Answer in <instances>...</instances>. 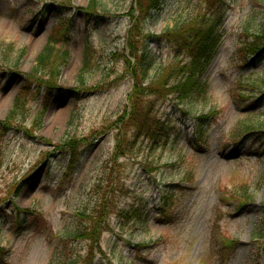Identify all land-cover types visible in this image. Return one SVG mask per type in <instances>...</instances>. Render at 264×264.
<instances>
[{"label":"rangeland","instance_id":"obj_1","mask_svg":"<svg viewBox=\"0 0 264 264\" xmlns=\"http://www.w3.org/2000/svg\"><path fill=\"white\" fill-rule=\"evenodd\" d=\"M90 1L0 0V264H50L77 213L103 205L94 246L68 239L82 261L264 264V236L256 234L264 226V49H249L264 0H160L146 32L161 34L186 17L192 27L215 21L218 49L198 97L155 102L148 129L161 126L167 141L151 147L144 136L119 156L116 119L129 109L132 84L120 53L137 10L135 0H92L88 14ZM50 37L67 53L52 79L33 69ZM88 40L96 57L81 85ZM146 49L157 57L150 76L188 61L186 48L164 40ZM17 94H25L26 119L5 128ZM138 204L145 221L119 216Z\"/></svg>","mask_w":264,"mask_h":264},{"label":"trees","instance_id":"obj_2","mask_svg":"<svg viewBox=\"0 0 264 264\" xmlns=\"http://www.w3.org/2000/svg\"><path fill=\"white\" fill-rule=\"evenodd\" d=\"M48 3H56L58 7H62L63 1L69 0H44ZM92 2V3H91ZM160 0H135V8L137 14L133 17V23L128 30L126 47L128 54L124 51L120 53L123 57L125 70L132 78V84L127 93L129 109H125L118 115L116 123L120 124V135L115 145V155H125L131 151L133 142L148 137L150 145L160 144L167 141L169 133H166L161 126L151 130L148 128L155 122L154 106L155 102L164 100L170 95H174L177 102L189 98L198 97L202 92L206 83L201 81V74L210 60L214 57L218 49L220 33L215 27V21L209 25H198L192 27L191 18H184L174 22L170 27L165 28L161 34L150 33L145 31L146 19L153 16L160 8ZM88 6L92 8L89 13H93L97 7L94 1H90ZM253 16V13L252 15ZM255 19H259V28L251 34L252 39L249 49L251 53H256L264 49V11L256 14ZM192 24V23H191ZM246 28V27H245ZM261 39V41H260ZM164 40L168 43L177 45L180 49L186 48L188 51V61L185 62L178 70L172 67L158 68L153 75L150 76L151 70L156 64V55L146 49L148 41ZM192 41V43H191ZM59 55V56H58ZM67 53L55 47V39L50 37L36 57L34 70H47L49 77L52 79L56 75L57 66L54 62L61 57L66 59ZM132 58V59H130ZM261 56V55H260ZM96 51L91 40L86 42L82 50L81 66L77 74L78 83L84 85V78L91 70L95 63ZM167 70V71H165ZM179 72L180 76L174 82H169L170 75L173 72ZM145 82L146 85H145ZM49 88L53 86L49 85ZM21 90L28 91V86H22ZM25 94H17L13 99L12 106L4 118L3 125L5 128L13 126L16 122H22L26 119L27 111L24 107ZM73 115L71 114L68 124L72 123ZM245 129H248L245 127ZM198 143L203 145V129L200 127L197 131ZM73 139V138H72ZM70 137L68 140H72ZM60 148H63L60 146ZM1 166V164H0ZM147 208L145 204L133 205L130 208L119 211V216L125 220L136 219L146 220ZM101 212V214H99ZM96 214H85L86 211L80 210L77 215L79 219H75L73 225L69 228L68 233L64 237L67 242L62 243L58 254L53 257L50 264H91L93 258L87 256L82 261L83 256L75 248L74 245L68 244V239L73 240H89L94 246L99 241V233L101 222L104 218L105 205L101 207ZM105 220V219H104ZM256 234L264 236L263 229L257 228ZM89 242V243H90ZM91 247L88 253H91Z\"/></svg>","mask_w":264,"mask_h":264}]
</instances>
